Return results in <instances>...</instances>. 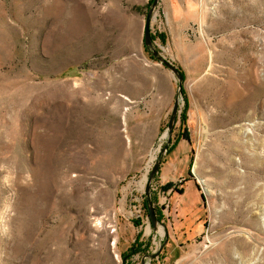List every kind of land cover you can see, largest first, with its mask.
I'll list each match as a JSON object with an SVG mask.
<instances>
[{
    "label": "rangeland",
    "instance_id": "obj_1",
    "mask_svg": "<svg viewBox=\"0 0 264 264\" xmlns=\"http://www.w3.org/2000/svg\"><path fill=\"white\" fill-rule=\"evenodd\" d=\"M153 3L0 0V264H264V0Z\"/></svg>",
    "mask_w": 264,
    "mask_h": 264
},
{
    "label": "water",
    "instance_id": "obj_2",
    "mask_svg": "<svg viewBox=\"0 0 264 264\" xmlns=\"http://www.w3.org/2000/svg\"><path fill=\"white\" fill-rule=\"evenodd\" d=\"M159 0H154L153 6L147 16L146 19V24H145V34H144V41H145V45L147 47H150L152 45V37H151V31H150V23H151V14H152V10L157 6ZM154 56L157 57L159 60H161L166 66H168L169 68H171L175 74H177L178 78H179V91L180 93L183 92V82H184V78L181 76V74L179 73V71L172 65L170 64L168 61H166L165 59H163L158 52L154 51L153 52ZM179 111V99L176 100L174 108H173V112L170 118V122H169V126H168V135L171 137V134L173 133V128L176 122V118H177V114ZM170 141V140H169ZM159 166V162L155 164L152 172L150 173V176L148 178V186H147V196H149V189H150V184L157 172ZM149 212L151 215V218L153 220V223H156L155 217H154V213L153 210L151 209V200H149Z\"/></svg>",
    "mask_w": 264,
    "mask_h": 264
},
{
    "label": "bare ground",
    "instance_id": "obj_3",
    "mask_svg": "<svg viewBox=\"0 0 264 264\" xmlns=\"http://www.w3.org/2000/svg\"><path fill=\"white\" fill-rule=\"evenodd\" d=\"M238 244L240 245V248L245 249V247H246L245 245L247 244V242L246 241H243V240H240L238 242ZM236 255H237V251L235 252L234 249H232V251L230 250V256H231L232 262L235 261Z\"/></svg>",
    "mask_w": 264,
    "mask_h": 264
}]
</instances>
